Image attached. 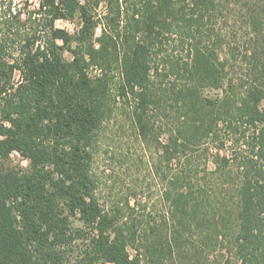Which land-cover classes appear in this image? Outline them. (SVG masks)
I'll use <instances>...</instances> for the list:
<instances>
[{
    "label": "trees",
    "instance_id": "trees-1",
    "mask_svg": "<svg viewBox=\"0 0 264 264\" xmlns=\"http://www.w3.org/2000/svg\"><path fill=\"white\" fill-rule=\"evenodd\" d=\"M233 2L0 0V264H159L197 235L228 245L218 264H264V60L252 77L222 55ZM75 18L74 33L57 24ZM119 111L150 149L160 219L137 181L101 195Z\"/></svg>",
    "mask_w": 264,
    "mask_h": 264
},
{
    "label": "rangeland",
    "instance_id": "rangeland-1",
    "mask_svg": "<svg viewBox=\"0 0 264 264\" xmlns=\"http://www.w3.org/2000/svg\"><path fill=\"white\" fill-rule=\"evenodd\" d=\"M254 13L259 15L262 21L258 26L252 22L251 14ZM227 14L228 19L223 23L227 40L222 55L226 53L228 47L232 48L235 52L234 58L230 61L232 72L237 75L250 74L253 77L255 75L254 69L252 70L253 55H259L264 60V0H234ZM57 24L74 33L79 28V19H61ZM100 34L101 28H98L97 35ZM66 56L69 57V52H66ZM91 73L95 74L98 71L92 68ZM207 93L216 95L217 91L208 90ZM121 124H124L123 128ZM109 126V131L100 138L99 152L94 164L95 170L100 175L111 177V181L103 185L101 195L108 201L117 195L123 197L137 181L138 197L141 202L147 203L148 209H151L153 215L159 219L163 214L168 215L161 193V181L154 177L148 168V161L151 160L150 149L135 140L133 128L121 111L117 120L111 122ZM217 151V148L212 146L207 157L212 159ZM123 153L127 155V161H123ZM220 153L231 154V149H223ZM202 161H204L203 157ZM12 164L26 168L29 161L15 151L12 154ZM209 167L214 168L212 161H209ZM134 199V196L130 197L131 204L135 202ZM74 223L81 225L78 219H75ZM184 246L186 247L184 250L188 249L187 251L177 252L174 257L167 255L159 264H218L215 262L216 259L231 255L227 244L216 241L207 245L198 235L188 238ZM131 253L135 255V250L131 249ZM151 263L145 256H141L136 264Z\"/></svg>",
    "mask_w": 264,
    "mask_h": 264
}]
</instances>
